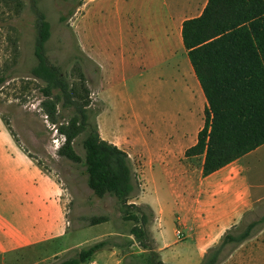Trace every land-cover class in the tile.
Instances as JSON below:
<instances>
[{"label": "rangeland", "instance_id": "1", "mask_svg": "<svg viewBox=\"0 0 264 264\" xmlns=\"http://www.w3.org/2000/svg\"><path fill=\"white\" fill-rule=\"evenodd\" d=\"M33 1L0 0V119L4 123L5 120L9 122L15 139L27 150H31L30 153L39 159L45 170L63 183L66 189L64 195L68 198L66 207L71 218L67 241L70 246L76 243L78 246L46 259L39 257L42 253L53 251H31L21 259V264H58L100 242H104V246L94 254L91 262L151 264L154 252L160 259L152 238L154 227V235L160 243V222H163L165 238L175 240L177 236L174 227L178 221L175 215L171 218L169 213L164 217L159 214L157 207L154 208L158 204L155 188L151 184H143L144 181L133 176L134 190L128 198L127 209L130 213H138L141 208L149 216L147 236L140 241L132 234L137 223L124 218L117 197L96 196L87 184L85 164L62 157L59 150L55 149L53 139L60 134L59 126L66 123L76 109L72 104L63 106L60 102L57 123L46 117L47 113L42 109L41 102L45 99L43 87L46 83L34 77L31 72L38 64L35 55L37 28ZM35 1L51 23L52 33L46 43L47 59L52 65L59 67L68 81L91 101L87 110L89 121L98 124L102 137H109L121 146H132L129 142L131 138L126 136V132L117 129L139 118L143 121V138L159 137L161 141H169L174 146L176 141L190 144L194 140L203 122L205 95L182 39L175 37L173 54L164 63L154 64L152 49L146 50L145 54L143 51H136L137 60L131 69L124 71L122 68L120 74H113L111 71L101 84L100 69L85 51L86 0ZM158 1L163 10L172 4V0ZM202 1L196 0L197 3ZM100 2L90 3V9L95 8L94 17L98 22H102L103 15L106 18L115 15L119 0H104V7L97 9ZM14 39L17 41L16 45ZM16 46L19 48L18 52ZM95 46L94 54L102 63L108 65L115 62L114 59L109 61L107 50L97 47V44ZM122 51L116 44L110 52L119 56ZM85 136L86 132H83L74 140V148L82 157L85 156ZM128 150L137 167L134 150L129 147ZM262 162L264 164V156ZM160 182V188L166 194H161L162 202L170 211L173 204L167 180L164 178ZM146 201L153 203L155 213L148 205L142 204ZM103 215L108 216L107 221L95 225L91 223L93 217ZM253 222L256 225L251 236L240 244H227L218 264H264V201L247 213L230 232L239 234ZM221 240L208 251L217 247ZM191 243L188 238L183 244ZM170 253L173 260L180 254L178 250Z\"/></svg>", "mask_w": 264, "mask_h": 264}, {"label": "crops", "instance_id": "2", "mask_svg": "<svg viewBox=\"0 0 264 264\" xmlns=\"http://www.w3.org/2000/svg\"><path fill=\"white\" fill-rule=\"evenodd\" d=\"M95 1L100 2L86 0L85 3V51L100 69L101 84L111 71L120 74L122 68L124 71L131 69L137 60L136 51L145 54L152 49L154 64L164 63L173 54L175 37L183 41L184 21L200 16L208 3V0L200 3L172 0L163 10L158 0H119L115 15L108 18L103 15L102 22H98L94 17L95 8L90 9V3ZM101 1L97 9L104 7V0ZM96 44L108 51L109 61L114 59L115 62L102 63L94 54ZM116 44L123 50L119 56L110 52ZM193 71L195 73L194 68ZM199 84L202 88L200 81ZM207 106L205 96L203 122L190 144L176 141L174 146L159 137L143 138V121L139 118L117 129L126 132L132 146H121L103 137L128 152L133 176L155 188L158 204L153 206L159 214L164 217L169 213L171 218L175 215L178 221L174 227L175 240L165 238L163 222L159 224L161 243L154 235L155 227L153 230L154 244L166 264H199L209 248L264 201V144L208 175L203 172L205 155H186L197 143L198 133L205 124ZM128 147L134 150L138 168ZM30 152L16 141L0 119V264H21V259L31 251H53L39 257L46 259L78 246L76 242L70 246L67 241L71 218L63 183L47 172ZM164 178L172 196L171 214L162 202L161 194H166L160 188V180ZM142 204L153 209L152 202ZM178 229L182 230V237L177 235ZM188 238L192 243L184 245ZM172 250L180 253L174 260Z\"/></svg>", "mask_w": 264, "mask_h": 264}, {"label": "trees", "instance_id": "3", "mask_svg": "<svg viewBox=\"0 0 264 264\" xmlns=\"http://www.w3.org/2000/svg\"><path fill=\"white\" fill-rule=\"evenodd\" d=\"M33 2L38 64L31 72L46 83L41 106L53 123L58 122L60 102L63 106L72 104L76 109L75 114L59 126L66 137L59 154L85 164L87 184L96 196L117 197L124 218L139 224L132 234L141 241L147 236L149 216L141 208L138 213H130L127 209L128 198L134 190L130 156L101 136L98 124L89 121L87 110L91 101L68 81L59 67L48 61L46 43L51 37V23L36 1ZM182 36L208 101L205 124L198 133L197 143L186 155H205L203 172L208 175L264 144V0H208L200 16L184 21ZM14 43L17 44L16 39ZM5 123L15 137L9 122L5 120ZM83 132H86L84 157L74 148V140ZM107 220L108 216L103 215L93 217L91 223ZM255 225L256 222L249 224L239 234L229 230L199 264H218L225 246L244 242ZM103 246L104 242L96 243L58 264L91 262ZM151 264L166 263L154 252Z\"/></svg>", "mask_w": 264, "mask_h": 264}, {"label": "built area", "instance_id": "4", "mask_svg": "<svg viewBox=\"0 0 264 264\" xmlns=\"http://www.w3.org/2000/svg\"><path fill=\"white\" fill-rule=\"evenodd\" d=\"M42 109H43V108H42ZM46 117H49V116L46 115ZM58 131H59V129H58ZM65 140H66L65 135L62 134V133L60 132V134L57 135V136L53 139L55 149L60 150L61 147L65 144ZM177 235H178L179 237L182 236V231H181L180 229L177 230ZM92 264H96V262L93 261ZM102 264H107V263H102ZM116 264H122V263H121V262H118V263H116Z\"/></svg>", "mask_w": 264, "mask_h": 264}]
</instances>
